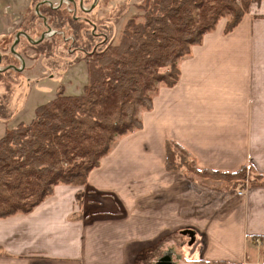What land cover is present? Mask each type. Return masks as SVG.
Wrapping results in <instances>:
<instances>
[{"label":"crops","instance_id":"0c3cea01","mask_svg":"<svg viewBox=\"0 0 264 264\" xmlns=\"http://www.w3.org/2000/svg\"><path fill=\"white\" fill-rule=\"evenodd\" d=\"M27 2L0 0V36ZM226 24L193 46L179 81L141 113L142 129L85 186L57 185L30 213L0 218V264H264V185L166 168L172 141L199 169L248 166L264 182V0L228 33Z\"/></svg>","mask_w":264,"mask_h":264},{"label":"trees","instance_id":"16d2710c","mask_svg":"<svg viewBox=\"0 0 264 264\" xmlns=\"http://www.w3.org/2000/svg\"><path fill=\"white\" fill-rule=\"evenodd\" d=\"M257 1L144 0L143 14L125 23L115 44L109 43L112 26L106 20L83 13L88 18L81 22L89 26L83 28L76 13L64 5L55 9L41 3L48 26L58 30L78 26V32L73 30L76 41L71 43L77 46L70 48L86 52L88 82L79 95L60 90L37 107L31 122L6 129L0 138V218L30 213L57 185L85 186L90 172L117 142L142 129L141 113L153 108L162 87L179 81L180 64L192 55L193 46L201 44L222 18H227L225 32L232 31ZM28 18L31 27L46 29L39 15L28 13ZM24 29L33 39L43 33ZM6 39L0 37V52H4L0 59L10 61ZM22 43L38 55L51 56L57 44L68 46L69 39L54 33L37 43L28 37ZM10 71L0 69V75ZM166 168L235 186L264 185L248 166L231 172L199 169L189 153L172 141L166 144Z\"/></svg>","mask_w":264,"mask_h":264},{"label":"rangeland","instance_id":"374dc122","mask_svg":"<svg viewBox=\"0 0 264 264\" xmlns=\"http://www.w3.org/2000/svg\"><path fill=\"white\" fill-rule=\"evenodd\" d=\"M37 0H28L23 12L34 13ZM56 4L60 0H48ZM144 0H99L98 7L90 14L97 19L104 20L106 25L112 26L109 43H118L119 37L125 23L133 16L142 15L143 11L140 5ZM261 1V0H260ZM93 0H85V7H90ZM258 2V1H257ZM255 3V2H254ZM253 4V3H252ZM65 8L74 12L75 7L65 2ZM77 10L79 9V0L76 2ZM78 17L84 16L83 12L76 11ZM27 17V16H26ZM84 18L78 19L79 22ZM30 18L26 19L23 27L33 28L41 34L45 31L42 26L31 27ZM83 28H88L81 22ZM78 32V26L72 28ZM57 30V31H56ZM73 30L67 25L63 30H58L52 26L49 34L60 33L69 39L68 46L57 44L52 50L51 56L37 54L36 50L30 49L27 51L18 50V53L23 56L22 60L15 56H10V61L0 63V69H7L8 63H13L16 67L22 70H11L9 73L0 75V138L3 136L6 129L14 128L21 123H29L35 117L36 109L43 103H47L56 97L60 90H64L65 94L79 95L83 93L84 85L88 82V72L86 65V52L72 49L70 47L77 46L71 43L76 41ZM86 30V29H85ZM84 32V31H83ZM12 32V36L15 34ZM2 37V36H0ZM48 37V40H50ZM35 36V39H39ZM8 53V52H7ZM4 52H0V56ZM25 57V58H24ZM17 59V60H15ZM175 244V243H174ZM180 246V245H177ZM174 245H171L170 251L176 256ZM175 252V253H174Z\"/></svg>","mask_w":264,"mask_h":264},{"label":"flooded vegetation","instance_id":"af4514ba","mask_svg":"<svg viewBox=\"0 0 264 264\" xmlns=\"http://www.w3.org/2000/svg\"><path fill=\"white\" fill-rule=\"evenodd\" d=\"M65 2H69L70 5L72 4V6L75 7V11H74L75 13H76V11L80 10L83 13H85V15H90L98 7V4H99V0H93V2L90 5V7H87V6L85 7V0H79V9L77 10V6H76L77 0H60L56 4H54L53 2H50L48 0H40L39 3L36 4V6L34 8V13L37 14V15H39V17L44 22V25L46 26L45 31H43V33H42V35H41V37L39 39H33V38L29 37V34L24 29L25 27H23V25H24V23L26 21L27 13L22 12L21 13L20 21L15 26V32L16 33L14 34V37L12 36V34H10V35H4L5 37H7V39H6L7 42L6 43L9 46L8 52L12 53V56L17 57L19 60L20 59L22 60L23 56L18 53V50H20V49L22 51L30 50V49H25V46L22 43L23 39H25V38L28 37V39H29L30 42L37 43V42L43 40L47 35H51V34H49V31H50V29H52V26H48L47 18L44 17V16H42V14L40 12V9H39L40 8V4L41 3H45V4H48L50 7L56 9V8H59L62 5H64ZM82 17H78V18L82 19ZM83 18L84 19H87L88 17H83ZM54 33H52V35ZM10 38L12 39L11 40V43H10ZM0 61H1V59H0ZM6 68L7 69H10V70H14V71L22 70V68H19L18 66L16 67L14 64H8Z\"/></svg>","mask_w":264,"mask_h":264},{"label":"water","instance_id":"95a60500","mask_svg":"<svg viewBox=\"0 0 264 264\" xmlns=\"http://www.w3.org/2000/svg\"><path fill=\"white\" fill-rule=\"evenodd\" d=\"M156 264H171V258L169 256H165L161 258L160 261Z\"/></svg>","mask_w":264,"mask_h":264},{"label":"built area","instance_id":"2783aa9c","mask_svg":"<svg viewBox=\"0 0 264 264\" xmlns=\"http://www.w3.org/2000/svg\"><path fill=\"white\" fill-rule=\"evenodd\" d=\"M254 240H255L257 245H261L262 244V240L259 237L255 238Z\"/></svg>","mask_w":264,"mask_h":264}]
</instances>
